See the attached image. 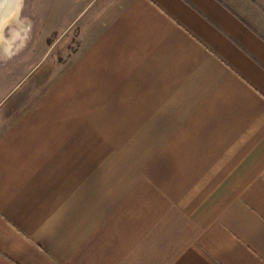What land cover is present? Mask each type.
<instances>
[{"label":"crops","instance_id":"obj_1","mask_svg":"<svg viewBox=\"0 0 264 264\" xmlns=\"http://www.w3.org/2000/svg\"><path fill=\"white\" fill-rule=\"evenodd\" d=\"M100 1L0 128V264H264V29L227 0Z\"/></svg>","mask_w":264,"mask_h":264},{"label":"rangeland","instance_id":"obj_2","mask_svg":"<svg viewBox=\"0 0 264 264\" xmlns=\"http://www.w3.org/2000/svg\"><path fill=\"white\" fill-rule=\"evenodd\" d=\"M17 14L4 22L0 38V81L14 84L26 75L6 110L0 128L30 104L86 44V19L100 0H18ZM254 25L264 29V0H227ZM103 20L114 14L118 0H102ZM113 9L111 12H107ZM113 12V13H112ZM88 29V27H87ZM99 26L94 28V31ZM10 41V42H9ZM8 48L11 50L8 51ZM10 64V77L2 67ZM14 69V70H13Z\"/></svg>","mask_w":264,"mask_h":264},{"label":"bare ground","instance_id":"obj_3","mask_svg":"<svg viewBox=\"0 0 264 264\" xmlns=\"http://www.w3.org/2000/svg\"><path fill=\"white\" fill-rule=\"evenodd\" d=\"M19 4L18 0H0V33L4 22L17 14Z\"/></svg>","mask_w":264,"mask_h":264}]
</instances>
